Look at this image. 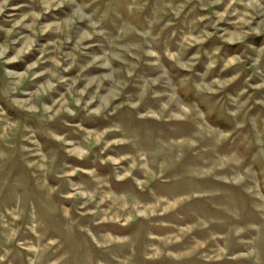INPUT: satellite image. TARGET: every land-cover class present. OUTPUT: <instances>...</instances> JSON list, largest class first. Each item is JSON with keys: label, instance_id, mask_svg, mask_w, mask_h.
<instances>
[{"label": "rangeland", "instance_id": "rangeland-1", "mask_svg": "<svg viewBox=\"0 0 264 264\" xmlns=\"http://www.w3.org/2000/svg\"><path fill=\"white\" fill-rule=\"evenodd\" d=\"M230 2L0 0V50L9 47L5 59L20 53L18 61L3 67L23 71L28 64L43 61L31 70L40 72L72 64L61 73L65 79L56 89L39 99L50 105L49 97L74 101L78 92L81 100L79 105H70L75 116L62 111L57 114L59 104L50 113L55 118L46 127L76 142L62 145L47 134L39 120L24 119L0 94L9 124L20 120L17 129L0 123V264H264V179L257 188L252 181L241 179L243 166L237 169L227 160L215 162L217 153L230 155L227 148L233 137L234 147L247 156L253 150L248 133L229 126L232 136L226 139H213L207 133L206 138H198L200 129L189 121L158 118L161 110L166 114L176 110V104H163L168 96L151 95L153 88L165 93L175 88L181 100H199L185 77L198 80L195 73L204 72L210 58L218 60L213 73L224 67L214 55L216 48L221 54L235 51L255 57L257 53L246 46L252 43L259 50L264 32H249L243 42L236 39L243 18L231 24L227 21L237 17L216 15L224 13ZM76 4L87 5L84 12L99 21L106 35L123 37L117 41L120 44L133 42L129 26L149 30L151 22L156 37L153 51L160 54L167 76L159 84L151 83L163 73L160 65L146 63L155 61V56H142L139 61L125 56L137 66L134 75L127 71L118 74L123 84L105 80L107 69L95 64L85 68L91 60L89 54L102 55L113 49L104 37L85 35L93 30L89 21L75 18ZM232 7L243 11L240 3ZM259 19L257 16L251 26ZM205 32L214 35L205 37ZM225 32L231 35L225 38ZM12 40L17 43L11 44ZM27 41L34 43L27 52H20ZM165 49L178 55L170 59ZM194 58L191 71L177 66V60L190 62ZM112 63L127 68L119 61ZM260 66L264 67V55ZM245 71L252 74L256 67L249 62ZM232 72V67L225 68V73ZM48 79L55 82L57 78L46 73L36 81L26 80L15 95L26 99L22 96L25 89L35 91L33 85ZM4 86L0 68V88ZM258 91L264 90L248 88L241 97L251 96L248 107L257 114V122L264 115V109L253 103L252 94ZM129 98L137 103L136 108L128 106ZM87 101H91L89 110L101 109L99 116L86 115L83 108ZM201 107L208 110L205 104ZM218 114L214 112L209 121L221 122L216 120ZM65 120L80 127L69 128ZM25 124L36 134L25 132ZM117 125L121 131L114 130ZM114 140L129 142L112 143ZM75 147L88 154L80 159L79 153L66 150ZM138 153L144 154L143 160ZM246 162L253 169L264 167L262 157Z\"/></svg>", "mask_w": 264, "mask_h": 264}, {"label": "clouds", "instance_id": "clouds-1", "mask_svg": "<svg viewBox=\"0 0 264 264\" xmlns=\"http://www.w3.org/2000/svg\"><path fill=\"white\" fill-rule=\"evenodd\" d=\"M215 2V0H214ZM71 3L75 4V0H71ZM234 3H240L243 7V11L240 8H233ZM202 7H209L210 5H201ZM5 7L7 5L5 4ZM48 7V5H45ZM87 5L81 6L80 4H76L74 9V16L77 20L89 21L90 28L93 30L91 33H85L88 38H91L92 35L104 37L105 40L108 41L111 51H104L102 55H96L94 53L91 55V60L84 67H91L93 64L98 68L107 69L108 71L104 74V79L109 81H114L119 84H123V79H118V74L122 71H127L129 75H134V69L137 66L135 63L129 62L125 59V56L132 57L134 61L141 60V57H157L155 61H146V63H155L160 65V54L156 51H153V42L156 40V37L152 35L150 30L151 22L149 23V30H138L136 27L129 26V33H134L133 42L120 44L117 41L121 40L123 37L116 36L111 37L110 35H106L104 29L100 28L99 21L93 20L91 15H87L84 12V8ZM228 9H232V11H228ZM264 3L261 0H247V3H244V0H231L225 9L224 13H216V15H226L229 17H237V20H229L227 23L237 24L239 20L243 18V24H238L239 27V35L236 39L241 42L244 41V37L249 34V32H256L260 34L264 32ZM257 16L260 17L255 27H252V22L256 20ZM215 27V24L211 25ZM247 26V27H245ZM27 27H31L28 25ZM59 30V28H57ZM129 33H125L128 35ZM205 37H210L214 35V33L205 32L203 34ZM231 34L225 32V38L229 37ZM69 39L71 37H68ZM23 39V38H21ZM234 42V41H233ZM17 43L16 40H12L11 44L15 45ZM34 41H27L26 46L20 49V52H27L31 44ZM248 49L255 51L257 54L255 57L251 53L247 56L236 54L234 51L232 54H228L225 51L223 54L220 53V49H214V55L219 56V61L223 62L224 67H221L213 73V69L217 68L218 60L210 58L206 64V70L204 72L197 71L195 73L196 77L199 79H193L192 77H185L186 80L191 81L192 88L195 89L196 95L200 97L199 100L192 99L190 101L181 100L178 96L175 95V88H173L171 93L161 92L155 88L152 89L151 95L153 97H162L168 96L169 99L167 101L162 102L163 104H176V110L171 111L169 113H165L163 110L159 112L158 118H166L168 120L173 119H181L189 121L190 125L195 126V128L200 129L196 133L198 138H206L205 134H210L213 139L222 140L226 139L229 136H232V131H229V126H233V130L235 129H245V132L248 133V143L253 146V150L245 156L244 152L234 147L235 137H233V141L229 142L227 151L230 155H221L220 153L216 154V161L222 163L227 160L232 165L237 166V169L242 167V171L244 173L241 176L242 180H250L252 181L257 188L262 179H264V167L259 169H253L250 163H247L246 160H256L258 157L264 158V115L260 117V121L257 122V114L255 112H251L249 106V100L251 96L245 99H241L244 94L248 91V88H255L257 90H264V67H261V56L264 55V42L261 43L260 49L257 50L256 46L252 43H248L246 46ZM9 52V47L4 46L2 50H0V68L3 71V80L5 81V86L0 88V94L3 95L4 98L7 99L10 106H14L16 109L20 110L21 115L24 119H28L30 117H34L35 119L41 122L42 127L45 128L47 134L51 136L53 139L60 141L62 145H74L76 142L72 140H66L64 135H59L57 131L53 129H49L46 127L47 122L53 120L54 115H50L53 112V108L59 104L60 107L56 108V113H60L61 111L67 113L68 115L75 116L76 111L70 106L72 104L79 105L81 103L79 93H74L76 95V99L68 100L64 99L61 96L60 100H56L52 97H49L52 100V104L50 105L48 101H43L39 99V97L43 95H48L52 90L56 89V84L62 82L65 77L61 75L62 72H67L73 65L69 64L68 67L62 68L58 70L53 69H45L40 72H32V69L37 67L38 63H42L43 61H37L34 63H30L27 65V68L23 71L18 68L12 67H3V65H8L12 61H18L20 58V53L18 52L16 55L12 56L10 59H5L4 57ZM164 54H166L170 59H174L178 54L170 52L168 49L164 50ZM113 61H119L122 65H127V68H117L113 66ZM195 62V58L190 62H181L179 60L176 61L177 66L191 71V63ZM251 62L254 67H256V71L252 74H248L245 71L248 63ZM57 65H59L60 61L58 60ZM163 68V65H160ZM232 67V73H225V68ZM84 71V68L81 69V72ZM48 73L51 78L45 82H37L33 87H35V91H29L25 89L22 93V96L27 97L23 99L21 97L16 96L15 94L20 90V85H22L26 80L36 81L37 77L45 76ZM223 74V75H222ZM167 76V69L163 68V73L161 76H157L151 80L153 85L159 84L160 80ZM214 77V78H210ZM87 79V77H82ZM10 81V86L8 82ZM247 81H251L247 87H244ZM238 82V83H237ZM147 83V81H145ZM170 83V81H169ZM118 95V94H117ZM255 96L254 105H260L261 109H264V91H258L257 93H253ZM213 97H217L213 101ZM117 98V97H113ZM88 103L91 101H87L84 104L83 111L87 116H92L93 114L99 116L101 114V109L99 107L93 108L89 110L87 108ZM130 108H136L137 103L133 102L130 98L126 101ZM201 104H205L207 107V111H205ZM219 113L216 116L217 121L221 122H210L209 116L213 113ZM251 112V114H250ZM24 114H28L25 116ZM111 115V113H109ZM9 117L6 115V110L3 105H0V123H3L7 128L17 129L20 120L18 119L15 123L9 124ZM64 124L68 125L69 128L80 127L79 124H70L67 120L63 121ZM83 123V121H81ZM249 126V127H246ZM115 131H121L120 126H116L114 128ZM24 131L30 132L32 135L36 134V131L29 128L27 124L24 125ZM11 135H15V133H11ZM67 135V133H65ZM24 139L32 141L31 136H25ZM127 140H114L112 143H128ZM67 151H75L79 153V158L83 159L88 153L87 150L75 147L66 149ZM139 158L141 160L144 159V154L138 153ZM113 163L118 164L119 160L113 157H109ZM106 161H101L104 163ZM129 173H125L128 175ZM239 171H237V175H239ZM122 177L117 176V179H121ZM249 191L252 189L249 188Z\"/></svg>", "mask_w": 264, "mask_h": 264}]
</instances>
